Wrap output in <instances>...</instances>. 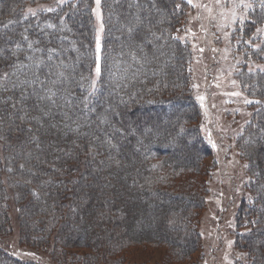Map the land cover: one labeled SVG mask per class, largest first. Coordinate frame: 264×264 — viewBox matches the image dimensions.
I'll return each mask as SVG.
<instances>
[{"label": "trees", "instance_id": "trees-1", "mask_svg": "<svg viewBox=\"0 0 264 264\" xmlns=\"http://www.w3.org/2000/svg\"><path fill=\"white\" fill-rule=\"evenodd\" d=\"M51 1L0 0V76L9 74L0 79V235L10 230V196L20 243L50 250L59 264H123L135 246L166 247L171 263H184L199 247L200 180L211 153L191 95L190 48L177 39L187 5L101 0L93 79L92 0L49 9ZM260 1L236 37L245 60L264 65ZM40 6L46 11L28 12ZM246 66L238 78L258 105L235 147L250 197L230 248L243 264H264V72L246 74ZM0 264L28 263L0 250Z\"/></svg>", "mask_w": 264, "mask_h": 264}, {"label": "rangeland", "instance_id": "rangeland-1", "mask_svg": "<svg viewBox=\"0 0 264 264\" xmlns=\"http://www.w3.org/2000/svg\"><path fill=\"white\" fill-rule=\"evenodd\" d=\"M70 1L73 0H53L48 6L53 9ZM182 1L188 9L178 38L190 48L188 72L191 95L201 115L200 132L211 152L203 164L205 175L201 180L198 179L204 185L203 192L206 194L205 204L196 222L199 247L182 264H240L244 260L243 255L234 248L231 250L230 246H234L235 242L233 239L238 208L243 202L245 205L249 203L250 195L247 190L249 178L246 164L236 151L235 142L258 104L248 97L247 88L239 81L238 73L244 65L253 66L251 71L244 70L246 74L259 71L257 66L264 65L248 62L251 59L245 60V52L243 47H238L236 34L247 22V15L254 3L261 4V1L242 0L243 4H250L252 7L236 8V20L232 16V5L241 3V0H222L225 5L222 7L217 6V0H191L190 4L186 0ZM128 8L137 11L132 5ZM90 9L95 29V57H100L96 47L99 40L101 50L103 38L101 0L98 9L95 0H92ZM33 10L46 11L43 6ZM152 12L159 13L156 10ZM240 18H243V23L239 22ZM200 48L204 51L200 52ZM93 75V79L98 77L95 68ZM162 120L167 123L166 119ZM179 156H184V153L181 152ZM6 205L9 209L10 230L6 236L0 235V250L28 264H59L51 259L50 250L37 251L20 243L17 208L10 196ZM130 249L128 256L122 260L123 264H175L169 260L171 255L166 247L135 246ZM104 264L116 263L108 259Z\"/></svg>", "mask_w": 264, "mask_h": 264}, {"label": "snow or ice", "instance_id": "snow-or-ice-1", "mask_svg": "<svg viewBox=\"0 0 264 264\" xmlns=\"http://www.w3.org/2000/svg\"><path fill=\"white\" fill-rule=\"evenodd\" d=\"M95 2H96V5H97V9H98L99 6H100V0H95ZM186 2L190 4L191 3V0H186ZM262 4H264V0H262ZM217 6L218 7H222V6H225V5L222 4V0H217ZM176 7H177V9H179L180 8V5H176ZM204 7L207 8L206 5ZM251 7L252 6L250 4H243L242 0H241V3H239V4L233 3V5H232V16H233V19L234 20L237 19L236 18V15H235V9L236 8H251ZM28 12H30L32 15H35V11L32 10L31 8L28 9ZM222 15H223V13H222ZM239 22L240 23H243V18H240ZM131 30L132 29H129V31H131ZM177 31H179V29ZM259 31H260V29H257V32H259ZM24 39H27V37H24ZM177 39H179V38L177 37ZM246 43H248L250 46L255 47V45L252 44V41H248ZM28 47L29 48H32V44L29 43L28 44ZM262 50H264V49H262ZM49 51L52 52V53H54L56 51V49H50ZM96 51H97V53L100 52L99 40H97ZM199 51L200 52H203L204 49L203 48H200ZM49 59H51V57H49ZM99 60H100V57L97 56L96 57V60L94 61L95 65H96V67H95L96 76H99L101 74V67H100ZM257 67H258V70L259 71L264 72V67H259V66H257ZM250 71H251V69H250ZM8 75H9L8 73H4L3 76H0V79H6L8 77ZM34 82H39L41 84H44L45 83L44 81H39V77L38 76H35L34 77ZM95 83H96L95 80H92L91 81V88H92L93 91H95ZM233 95H238V93H233ZM44 98L45 97H41V99H44ZM88 101H89V97L88 96H85L84 97L85 106H87ZM246 102L247 103H251V101H246Z\"/></svg>", "mask_w": 264, "mask_h": 264}]
</instances>
